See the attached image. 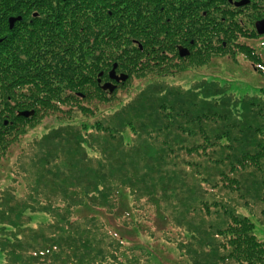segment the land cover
I'll list each match as a JSON object with an SVG mask.
<instances>
[{"label": "trees", "instance_id": "obj_1", "mask_svg": "<svg viewBox=\"0 0 264 264\" xmlns=\"http://www.w3.org/2000/svg\"><path fill=\"white\" fill-rule=\"evenodd\" d=\"M160 5L0 0V171L13 157L0 264H151L164 252L157 264H173L168 245L178 264H264L251 219L264 227V87L172 79L211 51L193 44L186 6L168 21ZM31 13L36 30L8 26ZM113 63L128 76L109 92L100 82ZM45 116L57 123L29 134Z\"/></svg>", "mask_w": 264, "mask_h": 264}, {"label": "flooded vegetation", "instance_id": "obj_2", "mask_svg": "<svg viewBox=\"0 0 264 264\" xmlns=\"http://www.w3.org/2000/svg\"><path fill=\"white\" fill-rule=\"evenodd\" d=\"M62 1V0H61ZM159 6L158 19H166L170 21L173 14L169 10H173L176 17L179 12V7L186 6L189 11V16L192 22L193 44L197 47H203L211 51L208 59H215L217 53L232 56V49H237L243 43L259 44V49H264V44L255 40H264V0H166L164 4L158 0ZM170 3V4H169ZM169 4V6H167ZM168 13V14H167ZM27 18L20 17L14 21L15 31L19 34L24 27L30 30L34 26L36 13ZM8 23V20H7ZM136 42L135 39H132ZM28 38L20 39V46L26 45ZM264 43V41H262ZM205 45H202V44ZM176 52L180 45H189L185 43H175ZM141 48V45L138 44ZM190 49V47H189ZM228 50L221 52L220 50ZM197 50V49H194ZM257 50V49H256ZM260 54V51L257 50ZM148 51H146V54ZM204 52L195 55V60L198 62L205 57ZM183 57V56H181ZM108 79V78H107ZM111 79V78H109ZM112 80V79H111ZM113 81V80H112Z\"/></svg>", "mask_w": 264, "mask_h": 264}, {"label": "rangeland", "instance_id": "obj_3", "mask_svg": "<svg viewBox=\"0 0 264 264\" xmlns=\"http://www.w3.org/2000/svg\"><path fill=\"white\" fill-rule=\"evenodd\" d=\"M38 16V15H37ZM38 19H41L43 17L38 16ZM37 19V18H36ZM46 20H52V17L47 18L44 17ZM38 21L36 20L34 22V26H32L33 30H36V27L38 26ZM262 38V37H261ZM261 38L258 40H255L256 42H260V44H264L261 41ZM242 48H245L248 53H251V47L254 46L256 47L257 50L260 51V56L257 58H250L249 56H246L240 49H232V55L234 54L235 57H232L230 55L222 54V53H217L215 56V59H206L207 61L198 63L196 60H190L189 58L185 59L183 61V65H186L188 67H194V69H190L188 71H183V73H180L179 75L174 76L172 79L179 80L182 84H188L191 80L197 78V77H208V78H219V79H230V82H232V86L235 87L233 89L239 90V91H246V92H252V91H258L259 89H262L264 87V49L260 50L259 44L257 43L256 45L254 43H243L241 44ZM252 54V53H251ZM144 59V57H141ZM153 62V61H152ZM195 62V65H194ZM253 64L258 65L259 69L253 67ZM177 65V64H176ZM182 65V66H183ZM177 67V66H175ZM126 86H118L117 93H119V97H126L128 96L131 91H133L135 88H127L133 81L137 82L135 79H128L127 80ZM135 84V83H134ZM124 88V89H120ZM232 88V87H231ZM43 120L38 122V124L35 126L34 130L32 132H29V134H35L43 131L44 125L50 126V125H55L57 123L55 118L45 116L42 118ZM23 140L20 141L21 144ZM20 147L19 144L16 145L12 149V152H15L18 148ZM13 157H8V161H6L3 164V168L0 171V186L4 185L7 183L10 178V166L9 165ZM24 182H20L16 185V188L18 190H23ZM38 218V217H37ZM39 219V218H38ZM253 223H255V233L257 236H259L261 239L264 240V227L262 226L261 223L256 221L253 217H251ZM35 221V220H33ZM130 236H132L133 239H136L139 236V234L136 236L135 231H131L129 233ZM167 249H170L169 251V256L172 254L170 258H172V263L173 264H178L176 259L179 257L178 251L171 246H167ZM1 259V256H0ZM168 260L167 255H165V252L163 253V256L160 257L157 261L154 262L151 261V264H157L159 261H162V263L166 262L165 260ZM156 260V258H155Z\"/></svg>", "mask_w": 264, "mask_h": 264}, {"label": "water", "instance_id": "obj_4", "mask_svg": "<svg viewBox=\"0 0 264 264\" xmlns=\"http://www.w3.org/2000/svg\"><path fill=\"white\" fill-rule=\"evenodd\" d=\"M9 18V26L12 25L13 21L18 18V16H13L11 15ZM264 30V28L262 29ZM178 53L179 55L182 56V54H187L188 53V48L184 45L182 46H179L178 47ZM114 66L115 64H113V66L108 70L109 71V76L111 78H113L114 80H124L127 78V74L126 73H123V72H120V73H116L115 70H114ZM115 84L113 82H110L108 80L104 81V83L102 84V88L103 89H107L109 92L112 91L114 88H115ZM33 110H23V114L27 115L28 113H32Z\"/></svg>", "mask_w": 264, "mask_h": 264}]
</instances>
